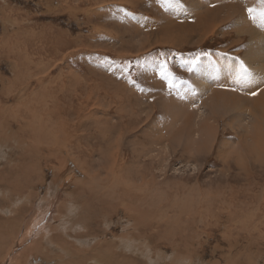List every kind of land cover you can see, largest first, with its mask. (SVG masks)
<instances>
[{"label": "rangeland", "instance_id": "374dc122", "mask_svg": "<svg viewBox=\"0 0 264 264\" xmlns=\"http://www.w3.org/2000/svg\"><path fill=\"white\" fill-rule=\"evenodd\" d=\"M226 1L0 0V227L20 210L0 264L42 197L56 199L44 219L52 245L34 252L42 262L60 264L68 247L101 264H264V68L236 82L251 33L264 50L246 8L264 5ZM224 60L228 72L198 74ZM64 118L92 178L76 182L83 174L65 158L68 190L73 177L54 183L44 166L59 164L30 134Z\"/></svg>", "mask_w": 264, "mask_h": 264}, {"label": "bare ground", "instance_id": "6f19581e", "mask_svg": "<svg viewBox=\"0 0 264 264\" xmlns=\"http://www.w3.org/2000/svg\"><path fill=\"white\" fill-rule=\"evenodd\" d=\"M252 2H254L253 0H250ZM155 2V1H154ZM226 5H235V1L233 0H227L226 1ZM243 1H241L242 3ZM200 4V3H199ZM198 4V6H199ZM240 4V3H239ZM103 5V4H102ZM163 6V5H162ZM205 6V5H204ZM236 6V5H235ZM243 6V5H242ZM241 6V8H242ZM256 4H251L249 2V7H254L255 8ZM200 8V7H199ZM199 8H195V9H199ZM202 8V7H201ZM204 8V7H203ZM240 8V10L238 11V19L235 21V29L237 30V33H241V32H245L246 30V26H245V22H247V17L245 16L244 12H242V9ZM225 11H228L229 12V9H226ZM231 12H236V8H231L230 9ZM130 14V13H129ZM138 21V20H137ZM139 21H143L142 20H139ZM138 23V22H137ZM146 23V22H145ZM144 23V24H145ZM148 23V22H147ZM146 23V24H147ZM199 23V22H197ZM141 24V23H140ZM145 24V25H146ZM148 25V24H147ZM233 26V25H232ZM143 27V26H142ZM145 28V27H144ZM137 33V32H136ZM185 33V32H184ZM248 45H249V51H248V56H245V60L247 61V64L249 65V69H251V76H252V71H260L262 73V70L264 68V63H261V59H264V50L260 48V45H259V42H257V38H255L254 34L251 33L250 34V38L248 39ZM248 48V47H247ZM248 50V49H247ZM75 51V50H74ZM79 51V50H78ZM247 53V52H246ZM54 57V56H53ZM52 58V57H51ZM228 59V58H227ZM49 62V61H48ZM231 61H221L220 62V66H217L215 67L214 69H208L204 66H200L199 67V73L198 74H208L209 72H212V73H215V74H218V73H225L226 71L228 72L229 70V67L230 68H233V65L230 63ZM259 72V73H260ZM258 74V73H257ZM210 75V74H208ZM215 76V75H214ZM258 76V75H257ZM206 77V76H205ZM264 77V76H263ZM210 77H208L209 79ZM226 78H228L226 76ZM199 79V78H198ZM253 79V78H252ZM201 80V79H199ZM229 80V79H228ZM227 80V81H228ZM232 83H234V85H236V82L235 81H232ZM255 83V82H254ZM223 85H226L225 83H223ZM227 85H229L227 83ZM239 85V84H237ZM230 86V85H229ZM250 86V85H248ZM253 86V85H252ZM251 86V87H252ZM236 87V86H235ZM250 87V88H251ZM264 87V86H263ZM203 89L205 90V88L203 87ZM224 89V88H223ZM254 90V89H252ZM262 90V88H261ZM248 91H251L250 89ZM203 93H205V91L202 90ZM262 92V91H261ZM226 93V91H225ZM249 93V92H247ZM264 93V92H263ZM226 95V94H225ZM243 95V94H242ZM255 97L256 99H258L257 96H253ZM252 97V98H253ZM42 100V99H41ZM252 101V100H251ZM255 101V100H254ZM253 101V102H254ZM258 102V100H257ZM41 103V102H40ZM46 103V102H45ZM252 103V102H251ZM256 104V103H255ZM254 104V105H255ZM258 104V103H257ZM45 105V104H44ZM250 106V105H249ZM248 106V107H249ZM256 106V105H255ZM253 107V106H252ZM256 108V107H255ZM259 108V107H258ZM261 108V107H260ZM249 109V108H248ZM253 110H254V107H253ZM251 109V111H253ZM257 110V109H256ZM44 110H42L41 112V116L44 115L43 113ZM77 111V110H76ZM91 111V110H90ZM57 111H54V115L57 114L56 113ZM78 112V111H77ZM86 113V112H85ZM251 113V112H250ZM76 114V113H75ZM59 116V114H57ZM84 115V114H83ZM86 115V114H85ZM89 115V114H88ZM66 117V116H65ZM88 117V116H87ZM47 118V117H46ZM89 119V117L87 118ZM47 122V123H46ZM205 123V122H204ZM201 126V125H200ZM103 127V126H102ZM204 127V126H203ZM202 127V128H203ZM8 129V128H7ZM105 130V129H104ZM76 131L74 130L73 128V125H70V123H68L65 118L61 120V124L58 122V120H55V119H42L41 123H38L37 127L32 129L30 131V134L34 137V141L33 143H31V146H32V149H35L37 150L38 153H41L38 148H36V145L39 141L41 140H45L46 144L48 143L49 147L47 146V150H48V156H49V159L48 161H50V159H54L55 161L58 162L59 166L55 167L54 164H45V168L48 169V170H52L54 171V175H53V182L56 183V181H54V179H57V180H60L61 178L65 177V176H68V175H71L73 178L72 180H65L67 181L69 184L66 186L65 190L69 188V186L74 183L73 181L75 180V176L72 175V171L71 173H67V169L70 167L67 163L64 162L65 158L67 159H70L71 161H73V164H74V167L72 168L73 171L76 170V172H78L77 169H80L81 170V174H83V176H81L76 182H81V181H86V183H82V186H85V184L89 182H91L92 178L90 177V171H89V167L86 165L88 164V162L86 160H84L85 156L84 155H81V154H75L73 152V148L72 146L74 145L73 143V136H75L76 134H74ZM106 132V131H105ZM18 133V132H17ZM11 134V133H10ZM5 135H8V134H5L3 133V136ZM79 135V134H78ZM77 135V136H78ZM89 135V134H88ZM51 136L49 139L48 137ZM105 136V135H104ZM43 137V138H42ZM85 139V138H84ZM104 139V138H103ZM84 140L82 139L80 142H83ZM110 141V140H108ZM51 142V143H50ZM110 144V143H109ZM112 145V144H111ZM251 146V145H250ZM38 147V146H37ZM253 148V147H252ZM263 148V146H262ZM81 150L83 151L84 149L81 147ZM80 150V151H81ZM261 151V150H260ZM263 151V150H262ZM32 153H36L34 151H32ZM250 153V152H249ZM30 155V154H29ZM38 155V154H37ZM47 154H41L39 155L41 157V159H44L45 156ZM257 155V154H256ZM259 155V154H258ZM31 156V155H30ZM84 156V157H83ZM260 159V158H259ZM37 161V160H36ZM45 162V161H44ZM56 162V163H57ZM40 161L37 162V166L38 165H41ZM71 163V162H70ZM42 166V165H41ZM115 167V163L111 162V165L109 167V171L110 169L112 170L113 174H111L114 178H115V181L117 182L118 181V176L116 174V169L114 168ZM1 170V169H0ZM105 170V169H104ZM106 171V170H105ZM3 171L1 170L0 171V179H1V176H2V173ZM89 174H88V173ZM107 173V172H106ZM94 175H98L97 172L94 173ZM29 176V175H28ZM63 176V177H62ZM19 177V176H18ZM17 177V178H18ZM61 177V178H60ZM93 177V176H92ZM20 178V177H19ZM4 180V179H3ZM26 181V180H25ZM6 182V181H5ZM15 184V183H14ZM58 184H59V181H58ZM57 184V185H58ZM19 187V186H18ZM117 187V186H116ZM120 188V187H119ZM118 188V189H119ZM75 189V188H74ZM91 189V188H90ZM97 189V188H96ZM104 189V188H103ZM117 189V188H116ZM56 190L57 192H60V188L58 186H56ZM65 190L62 189V191L64 192ZM14 191V190H13ZM61 191V192H62ZM82 191H85L82 189ZM92 192V190H90ZM103 191V190H102ZM125 191V190H124ZM72 192V191H70ZM79 192V190L77 189L76 191H74V193L72 195H75ZM90 192V194H91ZM95 192V190H94ZM17 195L20 193L19 191L16 192ZM69 193V192H68ZM120 194V192H118ZM50 194V193H49ZM52 194V193H51ZM48 197V196H47ZM53 199L55 198H52V199H49L48 198H43L40 199V201H46L45 204H39L38 205V208L35 209V216L33 217L31 223H29L27 226L25 225V227L22 229H20V231L22 230V233L20 234L19 233V237L17 240H15V242L11 243L9 250L7 252V255H5L7 257V259L5 261H3V264H6V261L7 260H10L9 261V264L11 261H14L15 263L14 264H50V260L48 261V259L50 258L49 256H46L48 259H45L42 261L36 259V255L34 254V252H36V250H40V252H42L43 250H45L46 247L48 246H51L52 245V242L49 241L47 242V238L50 236V233L53 231L54 227H52L53 225L52 224H48V228H46V225L44 224L45 221L49 223V220L50 217L48 216L46 218V220L44 221L45 219V215L49 209V207L51 208L52 207H55L53 203ZM56 200V199H55ZM229 200V199H228ZM31 203H32V200H30ZM34 201V200H33ZM39 201V202H40ZM52 201V202H51ZM230 201V200H229ZM47 203V204H46ZM1 204V203H0ZM30 204V203H29ZM94 204V203H93ZM32 205V204H31ZM47 205V206H46ZM34 206V205H33ZM32 206V207H33ZM62 206V205H61ZM10 210V209H9ZM32 210V209H31ZM51 210V209H49ZM87 210V209H86ZM53 211V209L51 210V212ZM50 212V213H51ZM59 212V211H58ZM9 212H7L8 214ZM18 214L20 213V210L17 212ZM161 213V212H159ZM18 214H14L15 217L14 218H10V220H5L4 221V224L3 227L1 226L0 227V239H2V237L4 236V234L7 232V234L10 233V235H12V230L13 228L15 227V224L17 222V220H19V216ZM48 214V213H47ZM50 215V214H48ZM161 215V214H160ZM159 215V216H160ZM8 216V215H7ZM163 216V215H162ZM6 217V216H5ZM56 217V215H55ZM32 218V217H31ZM52 218V217H51ZM54 218V217H53ZM53 220V219H52ZM25 223V222H24ZM162 223V222H161ZM159 224V223H158ZM24 226V225H23ZM6 227H8V229H6ZM41 227V228H39ZM55 230V229H54ZM13 236V235H12ZM16 237V236H15ZM52 240L54 239L52 236H51ZM158 238V237H157ZM165 238V237H164ZM161 239V238H160ZM29 241V242H28ZM188 241V240H187ZM32 242V245L30 244ZM112 243V242H111ZM45 244V245H44ZM31 245V246H29ZM103 245V244H102ZM21 246H23L22 249ZM107 246V245H106ZM18 247V249H17ZM66 247V246H65ZM169 247V246H168ZM66 247L65 250H67L70 255H66V257L63 255L62 257L60 256V264H90L88 263V261H90L92 259V263L93 264H101L102 263V260H100L99 258H96L93 256L95 254H92L91 253V259H86L84 258L83 254L84 253H78L77 254H74V255H71V251H73V248H68ZM98 248V247H97ZM105 250H107L105 248ZM6 251V249L4 250ZM10 252V253H9ZM45 253L48 252V251H44ZM9 253V254H8ZM98 253V252H97ZM6 254V253H5ZM68 254V253H67ZM89 255V254H88ZM196 255V254H195ZM4 256V254L2 255ZM43 256V255H42ZM101 256V255H100ZM27 257V258H26ZM88 257V256H86ZM17 258V259H16ZM26 258V259H25ZM54 258V257H53ZM41 259V258H40ZM55 259V258H54ZM21 260H24L23 262H20ZM36 261V262H35ZM48 261V262H47ZM134 261V260H133ZM109 262V261H107ZM139 262V261H138ZM129 263V261H128ZM131 264H133L132 262H130Z\"/></svg>", "mask_w": 264, "mask_h": 264}, {"label": "snow or ice", "instance_id": "6c2138e0", "mask_svg": "<svg viewBox=\"0 0 264 264\" xmlns=\"http://www.w3.org/2000/svg\"><path fill=\"white\" fill-rule=\"evenodd\" d=\"M261 5H264V0H259ZM246 11L248 13V18L252 21L254 25L257 27L264 29V7H261L260 9H256L254 7H247ZM195 63V61H193ZM161 67V74L164 76V78H168L170 76V73L167 72V67L164 64L163 61L160 63ZM192 69L190 68L189 71ZM251 81V73L249 69L244 65L243 61L239 63V67L237 69V76H236V82L238 84H247ZM172 82L169 81V87L171 88ZM255 95V93H252Z\"/></svg>", "mask_w": 264, "mask_h": 264}]
</instances>
